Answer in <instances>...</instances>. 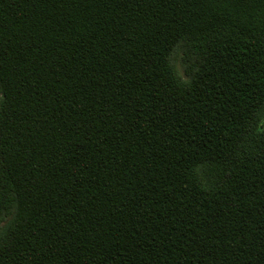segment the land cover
I'll use <instances>...</instances> for the list:
<instances>
[{
  "label": "trees",
  "instance_id": "obj_1",
  "mask_svg": "<svg viewBox=\"0 0 264 264\" xmlns=\"http://www.w3.org/2000/svg\"><path fill=\"white\" fill-rule=\"evenodd\" d=\"M0 264H264V0H0Z\"/></svg>",
  "mask_w": 264,
  "mask_h": 264
},
{
  "label": "rangeland",
  "instance_id": "obj_2",
  "mask_svg": "<svg viewBox=\"0 0 264 264\" xmlns=\"http://www.w3.org/2000/svg\"><path fill=\"white\" fill-rule=\"evenodd\" d=\"M0 226H2V223H0Z\"/></svg>",
  "mask_w": 264,
  "mask_h": 264
}]
</instances>
